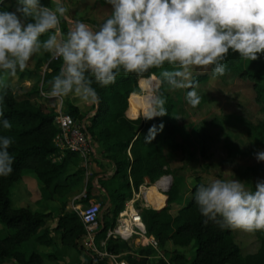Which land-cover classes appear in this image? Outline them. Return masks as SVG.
<instances>
[{
  "label": "rangeland",
  "instance_id": "1",
  "mask_svg": "<svg viewBox=\"0 0 264 264\" xmlns=\"http://www.w3.org/2000/svg\"><path fill=\"white\" fill-rule=\"evenodd\" d=\"M63 3L68 12L60 19L61 31L58 35L61 37L66 35L77 21L86 24L95 22L99 28L111 12V6L105 0H63ZM42 4L55 8L54 0H42ZM15 7L16 0H3L0 11H13ZM91 27L95 30L93 26ZM232 54L226 55L223 61L227 65V71L223 76L213 77L211 67L192 69L191 82L201 97L200 103L195 107L185 99L191 88L171 89L161 83L159 73L147 78L149 81L146 89L141 87L140 82L138 85L136 94L144 97L148 94L153 96L154 107L159 98L164 99L163 107L167 110V115L162 117L164 129L158 133V143H147L148 152L141 153L144 157L154 156L152 164H157L161 169L154 175L155 181H147L148 185L142 189L137 207L141 212L162 207L163 203L155 209L148 207L143 197L150 189L156 188L161 180H170L168 188L158 192L163 201L164 197H167V206L169 193L174 187L177 189V199L169 204L170 214L179 219L175 229L189 216L183 212L192 199V191L198 183H208L215 178H236L245 182L246 187L254 191L257 182L264 180V162H258L255 158V153L264 150V66L260 64L252 68L251 60L242 59L237 53ZM53 60L43 51L37 53L23 71L18 70L14 77L5 75L0 78V90L8 85L15 97L30 95L33 103L42 107L46 113L54 114L56 123L58 115L66 112L64 101H71L74 96L51 95V83H47L46 80L52 72L50 64ZM254 61L264 62V55H260L259 59ZM164 67L171 70L169 65ZM132 95L133 93L129 96V108ZM78 102L82 103L79 100ZM95 107L96 102L91 103L86 113L89 118L94 116ZM129 108L125 110L129 120L139 118L133 121L138 123L147 121L144 116L148 111L144 107L138 109L135 117L131 115L133 106L128 115ZM75 125L86 131L88 123L77 121ZM96 143L97 156L92 157V161L87 165L79 155L73 156L68 151L60 150L59 155L53 157L55 162H66L62 181L70 185L62 194L45 197L44 185L37 175L30 170L24 171L12 188V208L27 209L33 213H51L53 218L46 223L45 228L52 230L53 238L58 241L62 235L67 239L70 237L56 228L60 218L65 214L73 212L77 214L75 206L84 205L82 209L85 210L97 205L99 221H107L105 219L109 211V197L100 185L101 176L105 175L106 179H110L114 174V168L103 159L102 147L97 141ZM129 156L132 159L130 153ZM90 180L100 184L98 189L94 188L88 192ZM133 190L134 194H140L139 189ZM0 233L6 236L10 231L0 223ZM148 237L153 236L148 234ZM262 237V231L232 230V241L241 250L237 264H264ZM148 248L151 247L139 246L134 254L125 255L122 262L157 264L158 260L162 259L170 264H189L195 256L196 243L182 240L180 244H176L167 241L163 246L153 249L155 253H147ZM38 249L42 253L49 251L48 247ZM45 263L53 264L52 261ZM0 264L18 263L11 261Z\"/></svg>",
  "mask_w": 264,
  "mask_h": 264
},
{
  "label": "clouds",
  "instance_id": "2",
  "mask_svg": "<svg viewBox=\"0 0 264 264\" xmlns=\"http://www.w3.org/2000/svg\"><path fill=\"white\" fill-rule=\"evenodd\" d=\"M105 2L111 12L98 29L77 21L63 37L58 35L60 19L68 12L63 0H54V9L41 0H16L13 11H0V78L14 77L43 51L62 62L51 82L53 96L72 95L82 103H95L99 97L93 82L107 87L121 74L139 76L161 69L162 84L192 89L185 99L195 107L201 97L191 82L192 69L211 67L213 77L223 76L229 52L251 61L264 55V0ZM45 34L47 38L41 40ZM164 103L159 98L144 119L167 115ZM0 127H12L2 112ZM163 129V123L153 125L145 142ZM12 143L11 137L0 135V177L13 172ZM255 158L264 162V150ZM194 202L205 222L221 230L264 231V180L253 191L239 179L215 178L197 186Z\"/></svg>",
  "mask_w": 264,
  "mask_h": 264
},
{
  "label": "trees",
  "instance_id": "3",
  "mask_svg": "<svg viewBox=\"0 0 264 264\" xmlns=\"http://www.w3.org/2000/svg\"><path fill=\"white\" fill-rule=\"evenodd\" d=\"M88 24L95 29L98 28L95 22ZM45 38L47 34L42 36L41 40ZM227 55L233 54L229 52ZM260 64L264 66L262 61H252L251 66L254 68ZM61 67L62 62L59 59L51 62L52 72L48 75L47 83L52 82ZM158 73L159 69H152L139 76L134 73L127 76L121 74L115 83L107 87H100L93 82L92 86L96 89L99 99L96 102L95 114L91 118L88 114L82 113L71 101H64L65 114L75 122L88 123L86 131L101 145L103 159L111 163L114 168L113 176L110 179H101L102 183H99L108 193L109 202L114 206L113 217L105 219L107 221L103 232H107L110 228L115 229L117 218L123 211L126 201L131 199L133 189L138 190L146 179L155 181L154 175L161 169L157 164H152L154 156L144 157L141 153L148 152L144 138L153 125L159 126L163 122L162 117L157 116L155 119L138 123L133 120L139 118L129 120L125 115V110L129 108V96L138 92L139 82L141 84L143 81H149L147 78ZM0 96L3 97L0 100V112L3 113V119L9 120L12 125L10 129L0 127V135L12 138L13 143L9 152L14 156L13 172L7 177H0V223L10 231L6 236L0 233V263L54 262L56 261L54 255L42 253L38 249L54 245L52 231L45 228L53 215L33 213L27 209H13L11 196L15 182L26 170L33 171L43 183L45 197L59 195L69 189L70 184L62 181L66 162L53 161V157L60 153L55 144L60 129L55 123L54 114L46 113L42 107L33 103L30 95L15 97L13 90L7 85L1 88ZM131 108L130 103L128 115ZM158 135L149 144L158 143ZM72 155L76 156V154ZM95 184L96 181H89L88 192L94 189ZM196 188L192 191L193 197L183 212L189 216L176 229L179 219H175L169 212V204L177 199L175 187L169 193L167 206L165 196L164 201L162 198V207L142 212L148 234L156 239L159 246H163L167 241L176 244H180L182 240L195 242V256L189 264H237L241 250L232 241V230H221L217 224L211 221L205 222L194 202ZM57 229L70 236L68 239L64 235L61 236L63 242L70 248L77 252L84 251L78 242L86 236V230L76 213H67L60 218ZM262 235L264 240V231ZM107 247L108 251L117 253L127 249V244L117 237H111ZM146 252L155 253L152 248H148ZM157 264L170 263L160 259Z\"/></svg>",
  "mask_w": 264,
  "mask_h": 264
},
{
  "label": "built area",
  "instance_id": "4",
  "mask_svg": "<svg viewBox=\"0 0 264 264\" xmlns=\"http://www.w3.org/2000/svg\"><path fill=\"white\" fill-rule=\"evenodd\" d=\"M56 124L60 129V133L55 139L57 148H59V150L68 151L71 154L79 155L83 159L85 165L90 164L92 157L97 156L95 149L97 143L95 139L87 131L77 127L73 119L64 113L58 115ZM145 186L146 185L139 189V195H136V193L134 194L135 196L120 213L117 225L115 229L109 232V237H118L124 241H130L134 237H139L146 240V246L157 248L159 244L154 237H148V232L142 219V212L137 207V202ZM84 207V205H78L75 206L74 209L85 227L90 247L96 251L94 241L101 227L99 221V207L97 205H92L90 208L83 210L82 208ZM100 255L114 259V256L108 253H102ZM116 264L120 263L117 262Z\"/></svg>",
  "mask_w": 264,
  "mask_h": 264
},
{
  "label": "crops",
  "instance_id": "5",
  "mask_svg": "<svg viewBox=\"0 0 264 264\" xmlns=\"http://www.w3.org/2000/svg\"><path fill=\"white\" fill-rule=\"evenodd\" d=\"M78 100H79L78 98L73 97L71 99V102H72V104L77 106L81 110L82 113L86 114L89 110V107H91V103L90 104L81 103L83 105V106H81V104L78 102ZM101 177H102L101 178L102 180L106 179L105 175H102ZM147 181H148V179L145 180V183L142 186L148 185ZM98 187H99V183L96 182L94 188L98 189ZM160 190H163V189H160ZM133 195H134V192H133ZM133 195H132L131 199L133 198ZM159 195H160V203H159V206H160L162 204V196L160 193H159ZM131 199L126 201L125 207ZM159 206H157L156 208H158ZM125 207H124V209H125ZM108 209H109V211L107 214V218L111 219L113 217V214H114V206L111 205V203L109 201H108ZM118 218H119V216H118ZM118 218H117V221H118ZM100 224H101L100 225L101 227H100L99 231L97 232L96 237H95V241H94L96 251H94L93 248L90 247L89 238L87 236H84L78 242L79 246L84 250L83 252H77L76 250L70 248V246L67 243L63 242V240L60 237L59 241L57 239L55 240L53 238L54 239V245L51 247H48L49 251L46 252V254H52L55 256L56 261H54L53 264H116L117 262L120 264H124L122 261H123L125 255L134 254L135 249L138 248L139 246H146L145 245L146 240L141 239L139 237H134L130 241H124V240L119 238L122 242H125L127 244V249H122L117 253L110 252V251H108L107 246H108L109 240L111 239V237H109V232L112 231V229L110 228V229H108L107 232H103V230L105 229V222L100 221ZM116 225H117V223H116ZM52 237H53V235H52ZM150 247L152 249H156L152 246H150ZM102 253H108L109 255L114 256V259L109 258V257H103L100 255Z\"/></svg>",
  "mask_w": 264,
  "mask_h": 264
},
{
  "label": "bare ground",
  "instance_id": "6",
  "mask_svg": "<svg viewBox=\"0 0 264 264\" xmlns=\"http://www.w3.org/2000/svg\"><path fill=\"white\" fill-rule=\"evenodd\" d=\"M147 85H148L147 81H143L141 83V87L143 89H146ZM131 104L133 106L131 115L135 117L139 108L144 107L147 111H151L153 109L154 97L151 96L150 94L144 97L135 93L131 97ZM169 185H170V180L163 179L162 181L157 183L156 188H152L148 192H146L143 199L144 202L147 204V206L152 208L157 207L160 203V195L158 191L160 189L166 190Z\"/></svg>",
  "mask_w": 264,
  "mask_h": 264
}]
</instances>
